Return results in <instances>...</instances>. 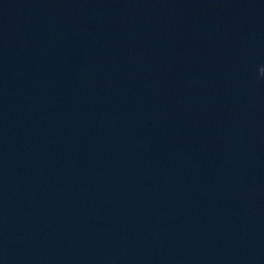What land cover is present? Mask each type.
Segmentation results:
<instances>
[{
	"label": "water",
	"instance_id": "95a60500",
	"mask_svg": "<svg viewBox=\"0 0 264 264\" xmlns=\"http://www.w3.org/2000/svg\"><path fill=\"white\" fill-rule=\"evenodd\" d=\"M264 0H0V264H264Z\"/></svg>",
	"mask_w": 264,
	"mask_h": 264
},
{
	"label": "clouds",
	"instance_id": "9594fccd",
	"mask_svg": "<svg viewBox=\"0 0 264 264\" xmlns=\"http://www.w3.org/2000/svg\"><path fill=\"white\" fill-rule=\"evenodd\" d=\"M260 75H264V67L260 69Z\"/></svg>",
	"mask_w": 264,
	"mask_h": 264
}]
</instances>
